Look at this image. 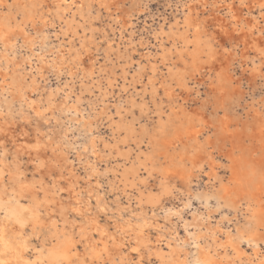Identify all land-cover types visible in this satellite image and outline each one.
I'll list each match as a JSON object with an SVG mask.
<instances>
[{
    "label": "rangeland",
    "instance_id": "obj_1",
    "mask_svg": "<svg viewBox=\"0 0 264 264\" xmlns=\"http://www.w3.org/2000/svg\"><path fill=\"white\" fill-rule=\"evenodd\" d=\"M53 1L33 0L29 3L27 0H19L18 3V0H0L1 12L16 17L14 30L9 34L7 42L4 44L0 41V164H6V173L0 179V193L4 186V193L15 188L16 194H20L23 190L24 196L20 194L22 203L39 208L40 220L35 229L32 228L33 224L26 227L25 235L31 234L32 237L27 256L34 259L43 241L50 245L51 236L69 231L75 235L70 247L73 250L71 256L74 253L79 256L72 264H81V257L94 264H135L139 259H142L143 264H159L155 256L158 250L164 253L181 251L180 256L184 257L181 259L187 264H202L195 239L200 235L202 245L211 243L209 251L216 264H264V229L261 228L257 234L260 251L259 255H255V251L246 243L241 244L235 235L236 226L244 222V206L238 208L227 203L225 205L220 196L209 200L207 198L221 181L231 178L232 157L241 159L244 169L249 170L253 166L260 175H264L262 0H108L107 4L100 0H82L84 3L80 0H66L61 1L63 9H57ZM24 9L31 11H26L23 16L20 12ZM54 11L57 16L52 14ZM188 15L197 16L203 24V30L186 33L184 20ZM196 37L198 42L193 40ZM250 40L254 48L245 55V43ZM205 52L214 54L216 58L220 56L223 62L224 75L219 88H214L217 84L214 73L198 71L202 69L201 60ZM152 65L157 67L155 71ZM171 74L176 77L173 81H170ZM177 77L184 80L183 85L180 81L182 86L178 84ZM151 80L156 90L150 84ZM167 86H175L174 97H168L163 92ZM35 107L39 112L35 111ZM179 107L186 109L187 113L196 110L201 113V118L192 116L191 119V115H186V112H178ZM188 118L193 122V132L199 130L198 140L196 143L192 141L193 146H205L202 147L203 152L214 162L212 171L208 161L203 160L202 168H192L193 172L190 169V173L183 175L174 173L166 181L171 192L163 195L154 207L145 204L140 207L137 188L145 192H158L160 188L159 173L150 168L152 160L148 161L151 172L146 169L139 171L140 174L132 177L134 186L126 192L118 186L114 170L130 166L138 155L143 156L147 152L154 156V162L169 160L165 158L166 146L161 139L176 127L186 126ZM198 119L202 120L199 122ZM161 120L166 123L164 132L157 131ZM173 122L175 129L171 127ZM167 123L171 125L167 126ZM126 125L134 129H127ZM130 129L133 132L130 133ZM120 137H125L123 140L126 139L127 143ZM38 140L41 146L27 149V146ZM93 140L97 145L95 149L92 148ZM159 146L161 149H158ZM71 170L75 175L71 174ZM70 175H74L72 181ZM24 179H28V184H32L35 189L26 190L21 187L19 190L16 185ZM38 180L42 182L39 184ZM39 185L44 188L40 189ZM32 192L40 200L44 199L45 193L49 200L39 205ZM255 193L257 196H250L254 198L252 205L258 211L264 210V181L260 182ZM243 194L239 205L241 201L246 205L249 199V193ZM75 197L79 200H73ZM79 201L89 208L85 209L88 212L84 216L72 211L71 204ZM45 204L49 206L48 210ZM172 209L175 213L171 212ZM97 210L101 213H96ZM145 213L149 222H154V226L152 224L147 231L150 236L146 244L151 252L140 248V251H133L130 256L129 246L139 233L124 227L125 236L123 229H118L119 225L127 219L135 223L136 214ZM4 216L5 210L2 209L0 218ZM92 216L98 221H94ZM52 220L56 222L57 228H44ZM92 223L99 224L105 229V235L111 236L108 250L100 260L88 255L91 253L89 247L99 239V233L94 232V238L90 235L91 240H87L89 235L78 234L80 225L88 227ZM214 230L218 236L212 238ZM229 233L233 238L232 246L224 247L221 244ZM123 234L124 237H121ZM158 235H162V241L157 246L152 241ZM113 237L119 241L114 244L124 242L127 245L120 255L118 246L112 243ZM237 245L239 250L236 249ZM237 255H240V259Z\"/></svg>",
    "mask_w": 264,
    "mask_h": 264
},
{
    "label": "bare ground",
    "instance_id": "obj_2",
    "mask_svg": "<svg viewBox=\"0 0 264 264\" xmlns=\"http://www.w3.org/2000/svg\"><path fill=\"white\" fill-rule=\"evenodd\" d=\"M29 1V3H32L33 0H27ZM61 1H66V0H54L53 2L56 4L57 6V9L60 8L62 5H61ZM101 2L107 4L109 1L108 0H100ZM23 2V1H22ZM42 2V1H41ZM80 2H83L82 0H80ZM88 2V0H87ZM98 2V1H97ZM18 3H19V0H18ZM66 3V2H65ZM69 3V1H68ZM84 3V2H83ZM99 3V2H98ZM112 3V2H111ZM36 4V3H35ZM54 4V5H55ZM67 4V3H66ZM90 4V3H89ZM32 5V4H31ZM38 5V4H36ZM71 5V4H70ZM82 5V4H80ZM84 5V4H83ZM91 5V4H90ZM109 5V4H108ZM260 5H264V0H262V3ZM3 6V5H2ZM12 6V5H11ZM68 6V5H66ZM72 6V5H71ZM106 6V5H104ZM55 7V6H54ZM69 7V6H68ZM25 8V7H24ZM62 8V7H61ZM71 8V7H70ZM13 9V8H12ZM37 9V7H36ZM63 9V8H62ZM93 9V8H92ZM2 9H0V13ZM35 10V8H34ZM61 10V9H59ZM90 10V9H89ZM26 11H29L28 9L27 10H22L20 13H26ZM31 11V10H30ZM29 11V12H30ZM35 12V11H34ZM33 12V13H34ZM37 12V11H36ZM64 12V11H63ZM12 13V12H11ZM28 13V12H27ZM59 13V12H58ZM52 14H55V11L52 12ZM66 14V12H65ZM69 14V13H68ZM87 14V12H86ZM190 14V13H189ZM14 15V14H13ZM12 14L10 13H2L0 14V41H3L4 44L5 42H7V39H8V36L9 34H11L12 30H14V18L15 15L13 16ZM25 14H23L24 16ZM29 15V14H28ZM56 15V14H55ZM74 15V14H73ZM57 16V15H56ZM60 16V14H59ZM63 16V15H62ZM75 16V15H74ZM49 17V16H48ZM47 17V18H48ZM51 17V15H50ZM55 17V16H53ZM28 18V16H27ZM27 18H26V21H27ZM31 18V17H30ZM58 18V17H57ZM25 21V19L23 20ZM75 21V20H74ZM185 25H186V33H198V31H200L201 27L203 26L202 22L199 20V18H197V16H191V15H188L185 17ZM107 25V24H106ZM183 25V24H182ZM17 26V25H16ZM16 28V27H15ZM253 28L251 27V30ZM203 30V29H201ZM72 31V30H71ZM161 31V30H160ZM56 32V31H55ZM202 32V31H201ZM251 33V32H250ZM124 35V34H123ZM81 36V35H80ZM161 36V35H160ZM63 40V39H62ZM161 40V39H160ZM194 41L197 40V37L196 39L194 38L193 39ZM92 41V40H91ZM186 41V40H185ZM199 40H197L198 42ZM27 42V40H26ZM36 42V41H35ZM74 43V42H73ZM1 44V43H0ZM7 44V43H6ZM35 45V43H34ZM64 45V44H63ZM70 45V44H69ZM177 45V44H176ZM197 46V45H196ZM73 47V46H72ZM30 49V47H28ZM37 48V47H36ZM40 48V47H39ZM74 48V47H73ZM254 48L253 46V42L252 40L248 41V43H245V52L244 54L247 55L249 52H250V49ZM69 49V48H68ZM80 49V48H79ZM194 50V49H193ZM33 52V51H32ZM48 52V51H47ZM78 52V51H77ZM36 53V52H34ZM43 54V53H42ZM30 55V54H29ZM38 55V54H36ZM41 55V54H39ZM164 56V55H163ZM51 57V56H50ZM168 57V56H167ZM41 58V57H40ZM0 59H2L0 57ZM30 60V58H29ZM28 60V61H29ZM94 60V59H93ZM166 60V59H165ZM1 61V60H0ZM44 62V60H43ZM47 62V61H46ZM247 62V61H246ZM33 63V62H32ZM115 63V62H114ZM201 63H202V66H201V70H198V71H204V70H208L209 72H211L210 74H215V78L217 79V84H216V87L214 88H219L221 86L220 84V81H221V77H223L222 75L223 74V69H222V63L221 62V57L219 56V58H216L214 57V54H211V53H207L205 52V54L203 55V59L201 60ZM3 64V63H2ZM29 64V63H27ZM52 64V63H51ZM96 64V63H95ZM247 64V63H246ZM7 65V64H6ZM28 67V65H27ZM26 68V67H25ZM31 68H32V65H31ZM152 70L155 71L157 69L156 66H153L152 65ZM259 68V67H258ZM258 68L256 71H258ZM138 69V68H137ZM256 69V68H254ZM253 69V70H254ZM22 70V69H21ZM252 70V71H253ZM261 70V69H260ZM138 71V70H137ZM197 71V72H198ZM39 72V71H38ZM254 72V71H253ZM255 73V72H254ZM258 73V72H257ZM27 75V74H26ZM37 75V74H36ZM262 75V74H261ZM125 76V75H124ZM38 78V77H37ZM42 78V77H41ZM124 78V77H123ZM178 78V77H177ZM195 78V77H194ZM172 79V80H170ZM170 81H173L176 79L175 75L171 74L170 75ZM34 80V79H33ZM124 80V79H123ZM178 84H180V81H182V85L184 84V80L183 79H180V77L178 78ZM13 81V80H12ZM11 81V82H12ZM15 81V80H14ZM116 81V80H115ZM35 82V81H34ZM40 82V81H38ZM109 82V81H108ZM214 82V81H213ZM31 83V82H30ZM37 83V82H36ZM12 84V83H11ZM10 84V86H11ZM33 84V83H32ZM116 84V83H115ZM150 84L152 85L153 89L156 90L154 88V81L151 80L150 81ZM149 84V85H150ZM170 84V83H169ZM30 85V84H29ZM37 85V84H36ZM119 85V84H118ZM181 85V84H180ZM181 85V86H182ZM15 86V85H14ZM111 86V85H110ZM16 87V86H15ZM188 88V87H187ZM61 89V88H59ZM110 89V88H108ZM8 90V89H7ZM152 90V92L154 91ZM184 90V89H183ZM217 90V89H215ZM33 91V90H31ZM30 91V92H31ZM222 91V89H221ZM91 92V90H90ZM122 92V91H121ZM157 92V91H156ZM165 94L168 96V97H174L175 93H176V88L175 86L171 87V86H167L165 87L164 91ZM60 93V92H59ZM187 93V91H186ZM53 95V94H52ZM51 96V95H50ZM134 96V95H133ZM52 97V96H51ZM50 98V97H49ZM49 100V99H48ZM46 100V101H48ZM136 100V99H135ZM68 101V100H67ZM174 101H175V98H174ZM178 101V99H177ZM49 102V101H48ZM179 102V101H178ZM32 104V103H31ZM135 104V103H134ZM31 106V105H30ZM33 106H34V103H33ZM38 106V105H37ZM120 107V106H119ZM151 107V106H150ZM97 108V107H96ZM124 108V106H123ZM172 108V107H171ZM126 109V108H125ZM178 112H181V111H184L186 112V109H183L182 107H179L178 108ZM35 111L37 112L38 111V108L35 107ZM126 111V110H125ZM39 112V111H38ZM256 112V111H255ZM108 113V112H107ZM183 113V112H181ZM180 113V115H181ZM179 114V113H178ZM189 114L191 115V119H192V116H197V117H200L201 116V113L194 110V111H189L188 113L186 112V115ZM109 115V114H108ZM179 115V116H180ZM185 115V114H183ZM201 118V117H200ZM190 118H188V125L186 124V126H179V127H176V129L174 128V122H173V126H171L172 130H174L173 132H170V133H167V135L164 137V139H161L162 141H164V145L166 146L165 148V158L166 160L167 159H171V161L169 162V160L167 161H158V162H154L153 161V155L151 153H144L143 156L141 155H138L136 157V159H134V161L131 163V165L129 166H126V167H123L121 170H114V177L116 179V182L118 183V186L119 187H122V190L124 192L128 191V188H131L134 186V180L132 179V177H136L139 173V171L141 170H148V172H151L148 168V161L149 160H152V164H151V169L152 170H156L157 173H159V179L161 180L159 183H160V188H159V191L158 192H155L154 190H148V191H143L139 188H137V190L139 191V196H137V201H138V204L141 206H143V204L145 205H148L147 207H150V206H156L157 203L160 201L161 197L165 194H167L171 188L170 186L166 183L167 179H169V176H171V174H176L177 172H180L178 171L177 169H180V168H184L186 169V161L188 160H191L192 161V166L194 165L196 168H202V161L206 160L208 161V164L210 166V170L212 171V167H213V164L214 162L212 161V158L209 159V157H207V154H205L203 152V148L205 147L204 145L203 146H199L197 145V147H194L193 144L196 143V140H198V133H199V130L196 131L195 133L193 132V128H192V124L193 122H191ZM178 120H180L178 118ZM194 120V119H193ZM196 120V118H195ZM194 120V121H195ZM202 120V119H200ZM200 120L198 119V121L200 122ZM219 121V120H218ZM169 122V121H168ZM172 122V121H171ZM180 123V122H179ZM178 123V125H179ZM160 125L157 127V131H160V132H164L166 130V123H163L162 120H161V123H159ZM182 124V122H181ZM195 124V123H194ZM116 125V123H115ZM128 125V124H127ZM126 125V127H127ZM170 126L171 124H168L167 123V126ZM177 125V126H178ZM111 126V125H110ZM118 126V125H117ZM115 126V127H117ZM121 127V125H119ZM124 127V126H123ZM132 127V126H131ZM131 127H127L128 128H131ZM193 127H196L195 125H193ZM201 127V126H200ZM199 127V128H200ZM133 128V127H132ZM169 128V127H168ZM119 129V128H118ZM121 129H126V128H121ZM126 129V130H127ZM134 129V128H133ZM171 129V128H170ZM120 130V129H119ZM115 131V130H114ZM117 131V130H116ZM129 131V130H128ZM156 131V132H157ZM113 132V131H112ZM133 132V130L130 129V133ZM155 132V131H154ZM126 133V131H125ZM201 133V132H200ZM117 134V133H116ZM116 134H115V137H116ZM129 134V132H127V135ZM142 134V133H141ZM159 134V133H157ZM165 134V133H164ZM131 135V134H130ZM128 135V136H130ZM161 135V134H159ZM120 136H123V135H120ZM125 136V135H124ZM127 136V137H128ZM158 136V135H157ZM132 137V135L130 136ZM154 137V136H153ZM94 138V137H93ZM122 138V137H120ZM125 138V137H123ZM123 138L121 139L123 142L125 140L126 142V139L123 140ZM142 138V137H141ZM155 139V138H153ZM16 140V139H15ZM114 140H117L114 139ZM129 140V139H128ZM160 140V141H161ZM195 141L194 143L192 141ZM161 141V143H162ZM3 142V141H1ZM144 142V141H143ZM155 142H156V139H155ZM208 142V141H207ZM116 143V142H115ZM127 143V142H126ZM159 143V142H158ZM199 143V142H198ZM205 143V141H204ZM113 144V142H112ZM157 144V143H156ZM114 145V144H113ZM117 145V144H115ZM125 145V144H124ZM159 145V144H158ZM202 145V143H201ZM1 146V145H0ZM39 146H41V142L38 140L36 141L35 143H33L32 145H29V147L27 146V149H37ZM96 141H92V148L95 149L96 147ZM107 147V145H105ZM19 147V146H18ZM114 147V146H113ZM203 147V148H202ZM112 148V147H110ZM155 148V147H154ZM161 149V147L159 146L158 149ZM127 149V148H126ZM149 149V148H148ZM226 149V148H225ZM123 151V149H121ZM154 150V149H153ZM54 151V150H53ZM107 151V150H106ZM32 152V151H31ZM93 152L98 155V152H96L95 150H93ZM127 152V150H126ZM162 152V151H161ZM19 153V152H18ZM93 153V154H94ZM211 153V152H209ZM159 154V153H158ZM213 154V153H212ZM121 156V154H119ZM118 155V156H119ZM157 155V154H156ZM162 155V154H161ZM214 155V154H213ZM231 155V154H230ZM124 156V155H123ZM209 156V154H208ZM232 156V155H231ZM161 158V157H160ZM173 158H176V160H174ZM208 158V159H207ZM117 159V158H116ZM124 159V158H123ZM131 159V158H130ZM42 160V159H41ZM122 160V158H121ZM161 160V159H160ZM165 160V159H164ZM175 161V162H174ZM231 161V160H230ZM130 162V161H129ZM44 163V162H43ZM57 163V162H56ZM189 163H187L188 165ZM6 165V164H5ZM5 165H3L2 163L0 164V179H3L4 177V174L6 173V167ZM190 165V164H189ZM230 165V164H229ZM251 165V164H250ZM249 165V166H250ZM97 166V165H96ZM122 166V165H121ZM18 169V167H16ZM40 168V167H39ZM232 172H231V178L228 180V181H221L219 186L216 187V189H214V191H212L213 193L208 195V200L211 198V197H217V196H220L221 199H223V201H225V205L226 203L227 204H230V205H235V207H238V208H241L242 206H244V212H243V216H244V222L241 223L240 225H237L236 226V230H237V233L235 235H237V238H238V241L242 244V243H246L250 248L253 249V251H255V255H259V247H260V244L258 242V239L256 238L257 237V234L259 233L260 229L263 228L264 229V210H259L256 209V207H254L252 205V200L254 198H251L250 196L254 197L256 195L255 192H257L258 188H259V184L261 181H264V175H260L258 170L256 168H254L253 166L248 169H244L243 165L241 164V159H238L236 160V158H233L232 157ZM13 169V168H12ZM15 169V167H14ZM52 169V168H51ZM183 169V170H184ZM189 169V168H188ZM186 169V170H188ZM191 169V168H190ZM9 170V169H8ZM94 170V169H93ZM192 170V169H191ZM196 170V169H195ZM194 170V172H195ZM216 170V169H215ZM18 171V170H16ZM95 171V170H94ZM189 171V170H188ZM185 172L186 173H188ZM230 171V170H229ZM8 172V171H7ZM49 172V171H48ZM72 172V173H71ZM71 174L74 173L75 175V172H73V170H71ZM92 172V170H91ZM193 172V170L191 171ZM14 173V172H13ZM39 173V172H38ZM43 173V172H42ZM94 173V172H93ZM181 173V172H180ZM179 173V174H180ZM210 172H208L209 174ZM212 173V172H211ZM15 174V173H14ZM17 174V172H16ZM45 174V173H44ZM11 175V174H10ZM42 175V174H41ZM74 175L71 176L70 180L72 179V177L74 178ZM96 175V174H95ZM183 175V173H182ZM193 175V174H192ZM259 175V176H258ZM13 176V175H12ZM10 176V177H12ZM9 177V178H10ZM16 177V176H15ZM187 177V176H186ZM64 178V177H63ZM69 178V176H68ZM67 178V179H68ZM182 178V177H181ZM219 178V177H218ZM46 179V178H45ZM65 179V178H64ZM66 179V180H67ZM13 180V179H12ZM18 180V179H16ZM28 179H24L23 181H21V184L20 183H17V187L18 189L20 190L21 187L25 188L26 190H34L35 187H33L32 184H28L29 182L27 181ZM41 180V179H40ZM40 180H38L37 182H39ZM73 180V179H72ZM71 180V181H72ZM74 180H77L74 179ZM215 180V179H214ZM218 180V179H217ZM3 181V180H2ZM19 181V180H18ZM44 181V180H43ZM55 181V180H54ZM211 181V180H210ZM35 182V181H33ZM42 182V181H41ZM39 182V184L41 183ZM56 182V181H55ZM79 182V181H78ZM77 182V183H78ZM140 182V181H139ZM138 182V183H139ZM216 182V181H215ZM1 183V182H0ZM5 183V182H4ZM57 183V182H56ZM61 183V182H60ZM3 184V183H2ZM14 184V183H13ZM27 184V186L25 187V185ZM37 184V183H36ZM142 184V183H141ZM9 185V183H8ZM12 185V183L10 184ZM58 185V184H57ZM1 186V185H0ZM41 186H44V185H41ZM51 186V185H50ZM76 186V185H75ZM79 186V185H78ZM77 186V188H78ZM140 186V185H139ZM143 186V185H142ZM140 186V187H142ZM5 188L3 189H6V186H4ZM14 187V186H13ZM12 187V188H13ZM40 187V185H39ZM55 188L56 186H52V188ZM60 187H61V184H60ZM72 186H70L69 188H71ZM74 187V186H73ZM116 187V185L114 186ZM8 188V187H7ZM34 188V189H33ZM44 188V187H43ZM40 187V189H43ZM59 188V187H58ZM135 188V189H136ZM1 190L3 192L0 193V210L4 209L5 210V216L0 218V262H4V264H63L62 261H66L67 264H72L73 262H75L74 260L75 259H78L77 257H79L77 255V253H74L72 254L71 256V248H72V244L71 242H74V236L73 233H70L69 231L67 233L65 232H61L62 234H59V235H56V236H51L50 238L51 241H47L50 245H47L45 243V241H43V245H42V248L41 249H38V252L36 254V256L34 257V259L30 258L27 256V253L28 251H30L31 249V234H27L25 235V232H26V227L29 225V224H33L32 228L33 230L35 229V226H36V223L39 222L40 220V214H39V208H36V206H33L31 204H24L22 203V195H20L21 193L23 194L24 196V193H23V190L20 194H16L17 191L15 190V188L13 189V191H10V192H7L5 191L4 193V190ZM9 189V188H8ZM48 189V188H47ZM51 189V187H50ZM74 189V188H73ZM134 189V188H133ZM18 190V191H19ZM38 188L35 190L37 191ZM46 190V189H45ZM49 190V189H48ZM55 190V189H54ZM64 190V189H63ZM72 190V189H71ZM136 190V191H137ZM43 191V190H42ZM47 191V190H46ZM51 193H52V189L50 190ZM77 191V190H76ZM80 191V190H79ZM132 191V190H131ZM134 191V190H133ZM197 191V190H196ZM209 191V190H208ZM207 191V192H208ZM25 192V191H24ZM39 192V191H38ZM49 192V191H48ZM54 192V191H53ZM57 192V191H56ZM60 192V190H59ZM58 192V194H59ZM62 192V191H61ZM71 192V191H70ZM73 192V190H72ZM71 192V193H72ZM171 192V191H170ZM10 193V194H9ZM28 193H30V191H28ZM76 193V192H75ZM128 193V192H127ZM243 193H249L250 195L248 196L249 199L246 201V205H244L241 201V204L239 205V201L241 200L240 197L241 195H244ZM33 196H34V199H36V201H39V205L40 204H44V201H48L47 200V197H46V194L44 193L43 196L46 197V200L45 197L44 199L40 200L41 198L37 196V194L34 192H32ZM56 194V193H55ZM26 195V193H25ZM52 195V194H50ZM60 195V194H59ZM73 195H74V192H73ZM72 195V196H73ZM97 195V194H96ZM136 195V194H135ZM261 195V194H259ZM27 196V195H26ZM57 196V195H56ZM71 196V197H72ZM257 196V195H256ZM42 197V195H41ZM61 197V196H60ZM70 197V196H69ZM81 197V196H80ZM95 197V196H94ZM247 197V198H248ZM33 198V197H32ZM40 198V199H39ZM49 198V196H48ZM58 198V197H56ZM76 198V197H75ZM78 198V196H77ZM73 199V200H79V199ZM89 198V197H87ZM102 198V197H101ZM251 198V199H250ZM39 199V200H38ZM62 199V197H61ZM81 199V198H80ZM90 199V198H89ZM33 200V199H32ZM64 200V199H62ZM72 200V199H71ZM83 200V199H82ZM244 200V198H243ZM61 201V200H60ZM87 201V200H86ZM85 201V203H86ZM101 201V199H100ZM203 201V200H202ZM32 202V201H31ZM51 202V201H50ZM59 202V201H58ZM81 201L79 202H74L73 204H71L72 206V211L75 212V213H78L80 215H83L85 214L86 210H88L89 208L86 206V205H83L80 203ZM83 202V201H82ZM189 202V200H188ZM220 202V201H219ZM34 203V202H32ZM52 203V202H51ZM137 203V202H136ZM187 203V201H186ZM53 204V203H52ZM223 204V203H222ZM222 204H218V205H222ZM36 205V204H35ZM46 205V204H45ZM66 205V204H65ZM88 205V203H87ZM187 205V204H186ZM185 205V206H186ZM51 206V204H50ZM55 206V205H54ZM261 206V204L259 205ZM67 207V205L65 206ZM158 207V206H157ZM218 207V206H217ZM45 208V207H44ZM52 208V207H51ZM104 208V207H103ZM151 208V207H150ZM161 208V207H160ZM223 208V207H222ZM232 208V206H231ZM258 208V207H257ZM42 209V208H41ZM49 209V206L46 205V210ZM61 209V208H60ZM64 209V208H63ZM86 209V210H85ZM100 209V208H99ZM155 209V208H154ZM164 209V208H163ZM168 208H166L167 210ZM170 209V208H169ZM168 209V210H169ZM176 209V208H175ZM186 209V208H185ZM208 209V208H207ZM69 210V209H68ZM104 210V209H103ZM171 210V209H170ZM169 210V211H170ZM174 209H172L171 212H173ZM246 210V211H245ZM57 211V210H56ZM59 211V210H58ZM62 211V209H61ZM67 211V210H66ZM102 211V209H101ZM105 211V210H104ZM144 211V210H143ZM147 211V210H146ZM241 211V210H240ZM41 212V211H40ZM64 212V210L62 211ZM70 212V211H69ZM250 212V213H249ZM66 213V212H64ZM96 213H99V211L97 210ZM101 213V212H100ZM99 213V214H100ZM175 213V212H173ZM176 213H177V210H176ZM181 213V212H180ZM178 213V214H180ZM237 213V212H236ZM235 213V214H236ZM51 214V213H50ZM49 214V215H50ZM140 214H141V211H140ZM140 214H136V222L133 223L132 220L130 221L129 219H127L124 223H122V225L118 224L119 225V228L118 229H123V232H125V236H126V230L124 229V227H127L128 230H136L138 231V236H136L137 238L134 239V237H132L134 239V242L133 244H131L129 246V249H130V256H132L133 254V251L137 252V251H140V248H144L146 249V251L148 252H151L149 249V246H147L146 244V241L147 239H149V236H150V233L147 232L151 229L152 227V224L154 223H150L148 218H147V215L146 213L144 215H140ZM63 215V214H62ZM95 215V214H94ZM175 215V214H174ZM52 216V214H51ZM50 216V217H51ZM84 216V215H83ZM132 216V215H131ZM182 216V215H181ZM48 218V217H47ZM85 218V217H84ZM94 218V216H92V219ZM98 218V217H97ZM133 218V217H132ZM89 219H91V217L89 216ZM151 219V218H150ZM204 219V217H203ZM208 219H211V218H208ZM57 220V219H56ZM88 220V219H87ZM94 220V219H93ZM92 220V221H93ZM205 220V219H204ZM89 221V220H88ZM90 221V222H92ZM96 221V220H94ZM98 221V220H97ZM96 221V222H97ZM152 221V220H151ZM207 221V220H206ZM67 222V221H66ZM159 222V221H158ZM87 223V222H86ZM209 223L211 224L210 220H209ZM117 225V226H118ZM154 226V224H153ZM157 226V224L155 225ZM197 226V225H196ZM199 226V225H198ZM51 227H53L54 229L57 228V224L54 220H52L49 225L45 226L44 228L46 229H50ZM89 227V228H88ZM82 226L80 225L79 228V231H78V234L84 236V235H89V239L87 240H91L90 239V235L93 237L94 235V232H98L99 233V239L97 241H91L93 244L90 245L89 248H91V253L88 255L90 257H92L93 259H97L100 260L99 258H101L103 256V254L105 255V251L107 249V246H108V243H109V239H111V236L110 235H105L106 231L105 229H103L99 224L97 223H92L90 224V226ZM159 227V226H157ZM188 227V226H187ZM186 227V229H188ZM43 228V229H44ZM126 228V229H127ZM201 228V227H200ZM219 228V227H218ZM221 228V227H220ZM53 229V230H54ZM61 230V229H60ZM63 230V229H62ZM212 230V229H211ZM220 232H222V228L219 229ZM56 231V230H55ZM121 231V230H120ZM224 231V230H223ZM28 232V231H27ZM41 232V231H40ZM39 232V233H40ZM122 232V233H123ZM130 231H128L129 233ZM189 232V231H188ZM206 232V231H205ZM37 232V234H39ZM121 233V234H122ZM131 233V232H130ZM137 233V232H135ZM223 233V232H222ZM124 234L123 236L121 237H124ZM191 234V232H190ZM195 235V233H193ZM41 235V234H39ZM129 235V234H128ZM128 235H127V238H128ZM198 235V234H197ZM33 236V234H32ZM48 236V235H47ZM120 236V235H119ZM135 236V235H134ZM202 236V235H201ZM215 236H218V234L216 235V231H212V235L211 237L214 238ZM154 237V236H153ZM171 237V236H170ZM210 237V235H209ZM44 238V236L42 237ZM49 238V239H50ZM94 238V237H93ZM200 235L196 236L195 239H196V245H197V248H198V258H199V261L202 263V264H216L215 261H214V257L210 254V251L211 250V243L209 242L208 244H206V246L202 245L201 241H200ZM47 239V240H49ZM103 239V241H102ZM117 238L113 237V242L117 243L119 242L118 239L116 240ZM174 240V238H172ZM93 240V239H92ZM218 240V239H217ZM102 241V242H101ZM121 241V240H120ZM123 241V240H122ZM127 241V240H126ZM150 241V240H149ZM161 241H162V235H158L156 237V239L154 241H152L153 243H155L156 245L157 244H161ZM205 241V240H204ZM232 241H233V238L231 236V234L229 233L227 235V239L225 240V242H223L221 245L226 247V246H232ZM90 242V244H91ZM101 242V243H99ZM128 242V241H127ZM70 243V244H69ZM110 243V244H112ZM148 243V242H147ZM216 243V241H215ZM214 243V244H215ZM42 244V243H41ZM101 244V245H99ZM114 244V243H113ZM168 244V243H167ZM116 246H118V254L119 253H122L123 252V249H124V246H127L125 245V243H119V245L117 244H114ZM128 245H129V242H128ZM178 245V244H177ZM158 246V245H157ZM217 245H215L216 247ZM220 246V245H219ZM235 247V245H233ZM71 247V248H70ZM88 247V246H87ZM238 247V248H237ZM236 249L239 250V246L237 245ZM128 248V247H127ZM217 248V247H216ZM223 248V247H222ZM243 248V247H241ZM126 249V248H125ZM218 249V248H217ZM229 249V248H228ZM37 250V249H36ZM108 250V249H107ZM174 250V249H173ZM262 250V249H261ZM89 251V249H88ZM121 251V252H120ZM144 251V250H143ZM172 251V250H171ZM228 251V250H227ZM237 251V250H236ZM108 252V251H107ZM181 252V251H180ZM180 252L178 253H174L173 252H168V253H164L162 250H158V251H155V256L156 258L159 260V264H187V262H185L183 259H181L182 256H180ZM216 252V251H215ZM225 252V251H224ZM87 253V251H86ZM109 253V252H108ZM107 253V254H108ZM145 253V252H144ZM174 253V254H173ZM239 254L243 253L242 252H238ZM254 253V252H253ZM261 253V252H260ZM29 254V253H28ZM34 254V253H33ZM236 255V253H233ZM232 254V255H233ZM31 255V254H30ZM86 255V254H85ZM87 255V257H88ZM120 255V254H119ZM139 255V254H138ZM143 255V253L141 254ZM116 256V255H115ZM238 258L240 255H237ZM235 256V257H237ZM72 257V258H71ZM75 257V258H74ZM86 257V258H87ZM89 257V258H90ZM87 258V259H89ZM91 258V261H93ZM141 258V257H140ZM184 258V257H182ZM256 258V256H255ZM106 259V258H104ZM240 259V258H239ZM223 260V259H222ZM248 260V259H246ZM104 261V260H103ZM251 262V260H249ZM254 261V260H253ZM264 261V260H263ZM79 262L81 264H91L93 262H90L88 263L86 261L85 258L82 259H79ZM242 262V261H241ZM65 263V264H66ZM105 263V261H104ZM124 262H122L123 264ZM127 263V262H125ZM124 263V264H125ZM229 263V262H228ZM231 263V262H230ZM238 263V262H237ZM240 263V262H239ZM264 263V262H263ZM94 264V263H93ZM98 264V263H96ZM133 264V263H132ZM135 264H143L142 262V259H139V261ZM145 264V263H144ZM200 264V263H199ZM221 264V263H220ZM227 264V263H226Z\"/></svg>",
    "mask_w": 264,
    "mask_h": 264
},
{
    "label": "crops",
    "instance_id": "obj_3",
    "mask_svg": "<svg viewBox=\"0 0 264 264\" xmlns=\"http://www.w3.org/2000/svg\"><path fill=\"white\" fill-rule=\"evenodd\" d=\"M187 163H189L190 165H189V164L187 165ZM188 168H189V169H188ZM190 168L192 169V168H196V167H195L194 165L192 166V161H191V160H188V161H186V169H188L189 171L186 170V169H184V168H180V169H177V170L180 171L181 173H180V172H177V174H179V173H180V174H182V173L185 174V172H187V171H188V173H190V171H191ZM183 169H184V170H183ZM184 171H185V172H184ZM171 175H172V174H171Z\"/></svg>",
    "mask_w": 264,
    "mask_h": 264
},
{
    "label": "snow or ice",
    "instance_id": "obj_4",
    "mask_svg": "<svg viewBox=\"0 0 264 264\" xmlns=\"http://www.w3.org/2000/svg\"><path fill=\"white\" fill-rule=\"evenodd\" d=\"M0 264H4V262H0Z\"/></svg>",
    "mask_w": 264,
    "mask_h": 264
}]
</instances>
